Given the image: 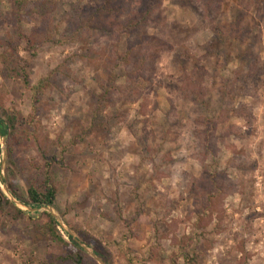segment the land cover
I'll return each mask as SVG.
<instances>
[{
    "label": "rangeland",
    "instance_id": "obj_1",
    "mask_svg": "<svg viewBox=\"0 0 264 264\" xmlns=\"http://www.w3.org/2000/svg\"><path fill=\"white\" fill-rule=\"evenodd\" d=\"M41 1L52 7L56 40L67 34L76 8L100 5ZM182 1L163 0L142 34L100 41L105 51L97 52L105 57L116 49L123 55L145 34L164 45L145 77L131 85L124 68L114 69L124 94L113 93V109L96 119L92 109L104 93L96 77L110 84L112 75L102 71L101 62L91 66L78 59L93 46L91 40L83 46L45 44L33 59L19 44L20 58L31 66L32 88L60 73L53 80L59 88L47 86L37 104L20 80L0 76L11 110L30 122L38 108L30 133L56 158L49 170L57 194L53 207L40 209L14 198L10 185L24 193L26 176H8V139L1 137L0 188L24 215L0 214V264H45L74 251L37 239L42 213L55 218L66 242L68 236L80 242L74 228L99 242L113 264H264V69L249 94L233 82L235 74L248 73L242 58L252 40L258 39L256 52L264 63V0H221L210 13L206 0H191L193 6ZM124 11L120 24L130 16ZM238 20L251 24L250 36L241 43L229 35L221 43L212 30L226 31ZM37 26L36 19L18 17L10 0H0V40L28 36ZM188 56L198 61V70ZM204 121L216 123L208 151L201 146ZM15 161L18 168L42 165L29 143ZM80 246L100 264L91 248Z\"/></svg>",
    "mask_w": 264,
    "mask_h": 264
},
{
    "label": "trees",
    "instance_id": "obj_2",
    "mask_svg": "<svg viewBox=\"0 0 264 264\" xmlns=\"http://www.w3.org/2000/svg\"><path fill=\"white\" fill-rule=\"evenodd\" d=\"M100 5L95 6L93 9L80 6L75 9V16L69 22L67 34L61 36L60 40H56L53 36V24L55 17L51 14V6L48 1L41 0H10L13 4L14 10L17 12L18 17L25 21H38V26L30 32L28 36L16 33L15 40L10 37L7 40H0V47L2 54L0 55V76L6 79L17 78L21 81L24 88L34 92L35 102L40 103L41 96L43 95L47 86L59 88L58 84H54L58 70L52 72L49 76L42 79L36 88L30 86V64L24 62L18 51L20 43L26 46V53L33 59L36 57L37 49L45 44H77L85 45L87 41L91 40V47H87L86 54L78 56V59L84 60L85 64L96 65L100 62L103 64L104 73L112 75L109 82L106 79H101L97 75L96 80L104 93L96 98L95 108L92 109L93 118L101 116L105 109H113L115 101L111 99L113 93L124 94V90L116 87V79L113 78L114 69L122 67L126 70L125 77L131 85L134 79L143 78L147 72L148 64L158 60V54L163 42L155 38L144 35L139 43L130 44L123 55H119L117 49L112 51L107 57L103 53L97 52L100 48L101 52L105 51L100 46V41L107 38L108 41H115L118 35L128 34L136 35L145 32V29L151 23L155 14H159L162 7L163 0H98ZM182 1V0H181ZM185 2V3H184ZM221 0H206V10L210 13L211 10H216ZM185 5H192L191 0L182 1ZM134 7V8H133ZM128 10L127 21L123 23L117 22V17L124 16V10ZM130 9V12H129ZM196 11V10H195ZM54 13V11H52ZM197 12V11H196ZM251 24L243 25L242 21L238 20L231 24L226 31L222 29H213L214 35L221 43H224L227 37H232L241 43L245 41L251 34ZM258 41L252 40L247 51L243 55L242 60L248 67V73H240L238 76L235 74L234 84L236 89H245L244 93L249 94L252 91L254 83L257 82L256 78L259 77L260 72L264 69V63L261 62L260 57L256 52L255 43ZM257 44V43H256ZM134 45V46H133ZM97 46V48H96ZM141 54H139V50ZM191 65L198 70V61L191 56H188ZM145 77V76H144ZM141 78V79H142ZM256 81V82H255ZM109 85V89L105 85ZM1 91V90H0ZM6 97L0 92V138L7 137V148L9 156V166L7 168L8 176L14 177L15 173L23 174L26 176V190L20 193L18 188L10 185L11 194L22 203L24 206L32 209H40L45 207H53L57 190L52 182L49 168L56 161V158L51 156L48 148L39 142L35 134L30 133V122H34L33 116L38 113V108L35 106L34 112L30 117V122L25 121L23 117L14 110H11L10 105L6 101ZM236 112H234L235 114ZM237 117H241L239 111ZM206 127V134L201 136V146L205 150H209L212 140V132L216 129L214 121L203 122ZM30 134V136H29ZM29 136V137H28ZM26 141V142H25ZM26 143L35 147L39 160L42 162L41 166L35 164L30 165L29 168H18V162L15 161L18 149L25 146ZM24 144V145H23ZM206 151V152H207ZM18 169V170H17ZM17 170V171H16ZM208 188L213 187L209 184ZM11 210L10 214L6 210ZM0 214L13 219H19L24 213L18 210L14 204L3 194L0 188ZM40 226L36 230L37 239H42L56 242L65 248H72L74 251H69L62 256L53 255L50 260L45 264H97L95 263L80 244L91 248L94 255L101 258L106 264H113L110 252L105 249L99 242L89 237L84 232L74 228L78 234L80 242H77L72 237L68 236L70 243L66 242L57 231V221L49 213H42L40 217ZM80 243V244H79ZM183 259L188 258V254L182 255Z\"/></svg>",
    "mask_w": 264,
    "mask_h": 264
},
{
    "label": "water",
    "instance_id": "obj_3",
    "mask_svg": "<svg viewBox=\"0 0 264 264\" xmlns=\"http://www.w3.org/2000/svg\"><path fill=\"white\" fill-rule=\"evenodd\" d=\"M18 204V203H17ZM92 257L95 258L100 264H104L100 258H98L96 255L92 254Z\"/></svg>",
    "mask_w": 264,
    "mask_h": 264
}]
</instances>
